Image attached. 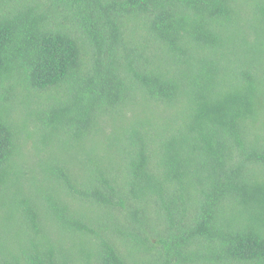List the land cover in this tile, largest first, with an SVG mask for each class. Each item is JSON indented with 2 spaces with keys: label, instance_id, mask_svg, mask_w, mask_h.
<instances>
[{
  "label": "trees",
  "instance_id": "trees-1",
  "mask_svg": "<svg viewBox=\"0 0 264 264\" xmlns=\"http://www.w3.org/2000/svg\"><path fill=\"white\" fill-rule=\"evenodd\" d=\"M0 264H264V0H0Z\"/></svg>",
  "mask_w": 264,
  "mask_h": 264
}]
</instances>
